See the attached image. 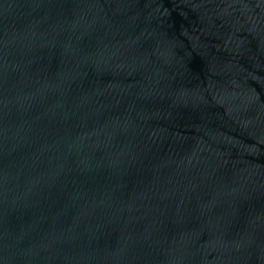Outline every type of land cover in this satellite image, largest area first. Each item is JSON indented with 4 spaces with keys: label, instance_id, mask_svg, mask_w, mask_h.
Here are the masks:
<instances>
[{
    "label": "water",
    "instance_id": "water-1",
    "mask_svg": "<svg viewBox=\"0 0 264 264\" xmlns=\"http://www.w3.org/2000/svg\"><path fill=\"white\" fill-rule=\"evenodd\" d=\"M0 264H264V0H0Z\"/></svg>",
    "mask_w": 264,
    "mask_h": 264
}]
</instances>
